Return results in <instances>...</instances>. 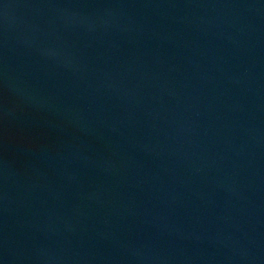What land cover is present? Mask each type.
I'll list each match as a JSON object with an SVG mask.
<instances>
[{"label":"water","instance_id":"1","mask_svg":"<svg viewBox=\"0 0 264 264\" xmlns=\"http://www.w3.org/2000/svg\"><path fill=\"white\" fill-rule=\"evenodd\" d=\"M0 264H264V0H0Z\"/></svg>","mask_w":264,"mask_h":264}]
</instances>
